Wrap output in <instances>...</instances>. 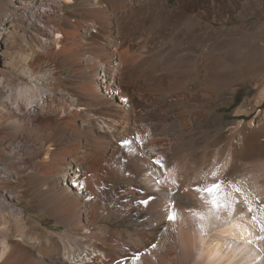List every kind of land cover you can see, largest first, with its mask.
Listing matches in <instances>:
<instances>
[{
  "label": "bare ground",
  "instance_id": "1",
  "mask_svg": "<svg viewBox=\"0 0 264 264\" xmlns=\"http://www.w3.org/2000/svg\"><path fill=\"white\" fill-rule=\"evenodd\" d=\"M224 1L17 0L0 125L28 117L33 148L0 167V264H264V122L246 119L264 88L219 112L245 83L211 25L264 16V0ZM194 14L209 30L188 28ZM29 83L32 113L15 98ZM24 197L64 226L60 240L9 214ZM13 225L21 238L3 237Z\"/></svg>",
  "mask_w": 264,
  "mask_h": 264
},
{
  "label": "rangeland",
  "instance_id": "2",
  "mask_svg": "<svg viewBox=\"0 0 264 264\" xmlns=\"http://www.w3.org/2000/svg\"><path fill=\"white\" fill-rule=\"evenodd\" d=\"M167 1L170 7H174L176 4V0ZM233 3V0L224 1V4L228 5H233ZM16 4L17 0H0V31H4V33H0V69L3 68L5 54L7 52L11 53L15 48L13 47V41L17 40V37L22 34L23 26L21 27L20 25L21 19L17 18L19 15L10 16L11 12H15ZM72 8L73 5L67 6V9ZM234 17L235 18L227 20L224 23L214 22L211 24L212 26L223 29L225 33L223 34V54L226 56L230 53L237 57V83H245V85L237 91L235 104L230 108H219L220 113H229L234 108L241 105L246 91L252 87L254 81L260 80V87L264 88V16L261 15L258 10H255L247 14L237 13ZM59 18L61 19V15ZM208 24L209 22L206 19L194 14L190 17L188 28L191 29L197 26L202 29H208ZM51 41L54 42L52 39ZM42 48L44 53L51 51V46L46 47L44 44ZM49 93L50 92L44 91L38 101L43 103L44 97ZM33 105L34 104L31 103L29 106H26L29 113L33 112V110H30L33 108ZM254 110L246 119L250 120L254 117L256 124L259 125L264 122V102L257 107V111ZM243 116L246 115L235 116L237 122L242 119ZM229 118L230 117H227V119ZM6 119V125H0V167L7 166L11 170H14L13 161L15 159L30 157L33 148V142L31 141L33 133H30L28 129L29 125H31V121L28 117H26L25 122L22 121L24 124L21 125L18 123V117L10 113L6 114ZM229 125L230 123L227 125L225 124L224 128L227 129ZM19 181L21 183H26L28 181L27 176L22 175ZM3 193V191L0 192V197ZM36 208V210L31 208V198L24 197L20 202H17V206L13 207L9 214L22 212V210L25 209V220L22 225L23 228L25 227L24 229H31V231L38 234H50L54 238L60 240V236L65 235L64 226L58 224L54 216H52L48 210L40 209L39 206ZM7 219L9 218L7 217ZM22 227L13 225L10 230H2L1 234L3 237L16 236L21 238L23 232ZM65 238L67 240L69 236ZM84 254L86 255V252H84Z\"/></svg>",
  "mask_w": 264,
  "mask_h": 264
},
{
  "label": "clouds",
  "instance_id": "3",
  "mask_svg": "<svg viewBox=\"0 0 264 264\" xmlns=\"http://www.w3.org/2000/svg\"><path fill=\"white\" fill-rule=\"evenodd\" d=\"M40 90L38 84L29 83L27 85L21 86L15 92V98L17 103L29 106L34 102Z\"/></svg>",
  "mask_w": 264,
  "mask_h": 264
},
{
  "label": "snow or ice",
  "instance_id": "4",
  "mask_svg": "<svg viewBox=\"0 0 264 264\" xmlns=\"http://www.w3.org/2000/svg\"><path fill=\"white\" fill-rule=\"evenodd\" d=\"M219 187H220L219 185L214 184V185H211V186H210L209 188H207V189H203L202 191H206V192L212 194V193H215L216 190H217ZM212 202H213V204H216V203H217V201H216L215 198H213V201H212ZM142 203L147 204L148 201H142Z\"/></svg>",
  "mask_w": 264,
  "mask_h": 264
}]
</instances>
